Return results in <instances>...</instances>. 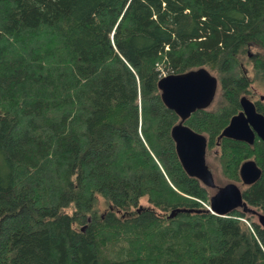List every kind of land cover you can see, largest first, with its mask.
<instances>
[{"label": "trees", "instance_id": "1", "mask_svg": "<svg viewBox=\"0 0 264 264\" xmlns=\"http://www.w3.org/2000/svg\"><path fill=\"white\" fill-rule=\"evenodd\" d=\"M199 67L217 91L185 123L229 182L255 160L264 213V142L216 146L264 83V0H0V264H264V228L204 207L176 154L158 81Z\"/></svg>", "mask_w": 264, "mask_h": 264}, {"label": "water", "instance_id": "2", "mask_svg": "<svg viewBox=\"0 0 264 264\" xmlns=\"http://www.w3.org/2000/svg\"><path fill=\"white\" fill-rule=\"evenodd\" d=\"M217 79L206 68L199 67L180 74H166L158 81L164 105L174 111L180 121L171 129L175 150L184 171L198 179L208 188H216L206 208L213 214L223 216L242 208L244 213L257 216L258 224L264 228V213L248 206L240 187L233 182L217 185L206 163V137L195 132L183 122L193 112L207 108L214 100ZM264 99V95L261 96ZM241 111L233 115L218 136L252 144L255 136L264 141V116L257 112L254 104L246 96L240 97ZM243 185L255 183L261 176V169L253 159L244 160L239 167ZM190 211L177 208L170 211L172 218L178 212Z\"/></svg>", "mask_w": 264, "mask_h": 264}, {"label": "rangeland", "instance_id": "3", "mask_svg": "<svg viewBox=\"0 0 264 264\" xmlns=\"http://www.w3.org/2000/svg\"><path fill=\"white\" fill-rule=\"evenodd\" d=\"M251 69L252 68L250 65H245V70L248 76L250 77V79H254V74ZM251 91H255V97L264 95V83H261L255 80L254 84L252 85ZM213 151H214V148L212 149L211 152H207L206 161H207V164L209 165V168L211 169L213 173L215 183L217 185H223L229 182V178L226 175H224L222 166L220 165V161L218 157L215 156ZM237 185L242 189L243 185L241 183L240 184L238 183ZM207 205L208 203L204 204V207H206ZM247 215L250 218V221L258 223L257 216L251 215V214L250 215L247 214ZM243 221L246 222L247 225H250L249 220L248 221L243 220Z\"/></svg>", "mask_w": 264, "mask_h": 264}, {"label": "flooded vegetation", "instance_id": "4", "mask_svg": "<svg viewBox=\"0 0 264 264\" xmlns=\"http://www.w3.org/2000/svg\"><path fill=\"white\" fill-rule=\"evenodd\" d=\"M216 95V94H215ZM244 96H246V95H244ZM247 97V96H246ZM249 100H251L252 101V103L254 104V106H255V109H256V111L257 112H259V113H261L260 111H259V109H258V104H264V99H261V96H258L257 98L255 97V91H252V95H250V97H247ZM206 109V108H205ZM241 105H240V110L239 111H241ZM199 110H201V109H199ZM238 111V112H239ZM237 112V113H238ZM194 113V112H193ZM236 113V114H237ZM262 114V113H261ZM235 115V114H234ZM263 115V114H262ZM178 116V115H177ZM264 116V115H263ZM179 117V116H178ZM190 117V116H189ZM188 119V118H187ZM179 121H180V117H179ZM178 121V122H179ZM186 119H185V121L183 122L186 126H188L186 123ZM189 127V126H188ZM191 128V127H190ZM192 129V128H191ZM193 130V129H192ZM195 131V130H194ZM195 132H197V131H195ZM199 133V132H198ZM201 134V133H200ZM203 135V134H202ZM221 139H223V138H220L219 140H218V137H217V141H216V146H219V142L221 141ZM225 139H230V138H225ZM256 139H259V140H261L258 136H255V138H254V141L256 140ZM230 140H233V141H236V142H242V143H245V144H247V145H249V146H252L253 144H254V141H253V143L252 144H248V143H246V142H244V141H238V140H234V139H230ZM262 142H264L263 140H261ZM215 152V155H217V153H218V150H215L214 151ZM206 156H207V138H206ZM207 158V157H206ZM247 159H251V158H247ZM247 159H245V160H247ZM254 160V159H253ZM244 161V160H243ZM242 161V162H243ZM255 161V160H254ZM241 162V163H242ZM206 163H207V161H206ZM208 165V164H207ZM241 165V164H240ZM240 165H239V167H240ZM208 167H209V165H208ZM210 169V168H209ZM211 170V169H210ZM212 172V171H211ZM238 173H239V169H238ZM213 174V173H212ZM214 177V176H213ZM240 177V176H239ZM241 180V179H240ZM228 183V182H227ZM234 183V182H233ZM242 183V182H241ZM243 185V184H242ZM245 186V185H244ZM206 187V186H205ZM209 189H211V190H213V193L216 191V188H209ZM241 189V188H240ZM241 191H242V189H241ZM212 193V194H213ZM211 194V195H212ZM211 195H210V197H211ZM240 209H242V208H240ZM248 214H250V213H248ZM251 215H253V214H251Z\"/></svg>", "mask_w": 264, "mask_h": 264}]
</instances>
